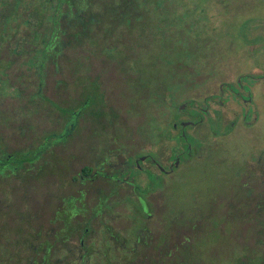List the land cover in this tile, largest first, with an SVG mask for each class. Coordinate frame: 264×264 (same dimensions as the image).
<instances>
[{
  "label": "rangeland",
  "instance_id": "obj_1",
  "mask_svg": "<svg viewBox=\"0 0 264 264\" xmlns=\"http://www.w3.org/2000/svg\"><path fill=\"white\" fill-rule=\"evenodd\" d=\"M98 1L104 3V0ZM180 1H190L189 4L191 2L200 3L206 13L203 12L202 18L204 19L200 22L194 18L196 16L194 9H191L188 15V12H185V7L179 8L182 17H179L175 22L172 34L171 53H174L172 112L168 113L167 106H163L161 98L146 100V96H154L150 93L151 86L146 78H141L143 88L138 91L141 96L138 102L133 103L135 100L133 96L128 94L125 87L119 86V83L116 84V87L107 89L111 99L109 105L116 111H122L121 120L116 122L112 128L109 124L107 129L130 132L131 134L124 137L123 140L127 144L130 143L129 146L133 148L138 147L137 140L140 138L142 144L149 145V132L156 129L158 133L159 130L166 129V127L171 131V136H175L174 139L171 141L162 139L156 144L159 146L176 144V136L182 129L180 120L187 118V115L178 109L187 99L183 94L184 90L196 94L200 91L199 98L203 99L205 95L213 92L204 89L205 86H202L204 83L213 82L217 85L221 81L237 82L240 75L254 69L252 67L261 66V55L258 58L257 53H264V0ZM7 2V0H0V10L6 8L4 5ZM19 12L21 18L17 19L13 26L20 25L21 28L18 29V32L16 31L15 35L29 33V29L23 21L27 12L23 6L19 8ZM51 12L50 10L48 13ZM61 22V27L66 28V20ZM199 27L201 30L198 31ZM42 30L44 31V29ZM8 35L9 29L0 28V41H5ZM65 39L67 47L64 53H67V59L63 60H68L70 53H86L85 41L83 44L76 43L75 47H71L69 46L70 39L66 37ZM113 39L116 41L117 38L113 37ZM103 43L107 50L104 52L99 50L96 53L108 54L110 51L118 53V50L112 49L113 45L106 41ZM145 44L146 40L140 41L139 45L135 46L136 53H141L138 49ZM154 48L155 46L151 50ZM1 49L2 54L9 53L8 44ZM34 55L36 60V53H26L24 58ZM24 58H14L15 63L9 69V74L10 82L15 84L30 79V82L25 83L29 87L25 91V98H28L32 92L37 91L38 80L35 67L27 70L21 64ZM102 59L99 57L96 60L94 73L95 70H100L101 66H109L107 63L103 64ZM68 61L65 62V65L69 63ZM10 62L9 57L2 58L0 61L5 64ZM203 66H215L219 72L225 71L226 74H210L199 68ZM45 67L47 72L45 89L48 94H54L57 80L64 77L71 80V71L68 66L64 68V72H56L53 63H49ZM142 71L149 73L147 70ZM6 75L4 70H1L0 80L9 81V77ZM106 78L120 80V77L115 74H108ZM130 86L131 83L128 87ZM19 96L20 92L17 88L12 90L9 88L8 97L0 96V113L8 115L4 117V120L0 118V132L4 134V138H1L0 142L8 145L10 150H17L28 145L33 140L32 135L39 136L43 129L57 126V119L54 118L56 114L52 112V115H48L44 104L39 103L40 99L31 101L29 105H26L27 103L23 105L26 99L23 103V98H19ZM196 103L200 107H207L209 104L204 101ZM243 106L242 103L231 101L225 107L228 117L226 121H223V125H227V128L231 130L225 134L220 129V125L215 123L213 116L214 108L218 105L210 103L209 113L203 114L205 115L204 121L196 127H187V131L204 140L207 139L206 144L210 142L211 151L192 165L182 166L179 171L177 169L169 189L171 191L157 190L150 197L154 205L152 209L161 212L160 217L165 215V220L173 221L172 235L175 245L173 247V264H264V207L260 208V212L257 210V205H264V179L260 177L253 183L252 181L246 182L245 179L248 163L254 162L255 155L253 154H256V147H260L261 141L264 139V116L263 118L261 116L254 126L248 127L241 116ZM239 114L240 117L237 118ZM209 115H212L211 118L214 121L209 120ZM172 121L173 123L178 122V126L167 125ZM233 121H237L236 126H232L231 122ZM100 126V122L94 123V128ZM22 130L28 131L27 135H22L20 132ZM84 130L88 132V129ZM213 130H217V133H212ZM83 140L86 141L84 137ZM84 146L86 147V144ZM258 154L259 152H257ZM17 155L22 154L18 152ZM35 176L36 174L33 172L24 180L19 174L17 177L0 175V264H28V258L34 252L31 254L32 249L24 247L22 244L16 246L14 241L28 236L29 231L36 232L39 225H44V233L50 228L62 226V223L55 219L56 209L63 206V202L57 201V198L60 195L76 192L77 185L71 182L70 175L69 178L63 180L59 175H48L43 178V181L36 179ZM102 186L107 187L106 184L96 185V187ZM129 194L137 199L134 193L130 192ZM246 194L248 197L237 205L239 212L231 213L232 216L225 215L226 206L242 201ZM93 199H90V205L95 204V198L93 197ZM155 200H158L160 204ZM129 208H132L131 203L117 206L114 210H108L111 213L110 216L120 214V217L116 218L115 226H125L127 219L124 218L123 213ZM19 211H31L36 216L32 217L29 224H25L30 226L29 229L26 228L20 233L14 232L9 235V225L14 228L18 225L15 213ZM203 211L212 212L213 215H205L206 218L202 219L201 214H206ZM62 214L68 215L69 212L64 210ZM107 216L109 215L107 214ZM96 221L95 228L98 231L91 236H93L94 242L101 243L100 236H102L103 230L99 228L101 225L98 218ZM153 224L158 227V223ZM25 225L23 224L22 227ZM9 240L11 241L9 242ZM177 244L179 248H176ZM188 245H190L188 249H183ZM79 251L77 249L75 253L77 254ZM184 255L187 257V262L179 263L184 259ZM9 256L16 258L9 262ZM56 256L66 259L62 264H69L68 251L61 250L60 253H56L55 258ZM113 263L117 264V261L113 260ZM85 264H106L102 251L99 250L98 254H93Z\"/></svg>",
  "mask_w": 264,
  "mask_h": 264
},
{
  "label": "flooded vegetation",
  "instance_id": "obj_2",
  "mask_svg": "<svg viewBox=\"0 0 264 264\" xmlns=\"http://www.w3.org/2000/svg\"><path fill=\"white\" fill-rule=\"evenodd\" d=\"M92 4L94 2H89L90 6ZM87 22L92 23L90 17L87 18ZM61 30L62 27L57 28L59 35L54 36L44 53H61ZM92 36L97 38L94 34ZM57 38L59 41H56ZM1 51L2 49H0V61L2 58L9 57V53L2 54ZM25 53L37 52L29 49ZM70 54L72 62L81 57L87 63L84 67L86 80L79 81V73L70 67V82L57 81L54 94L47 93L46 84L43 81L42 84L40 83L37 94L33 93L26 98L24 105L40 99L39 103L44 104L48 115H52V112L56 114L54 118L57 119V126L43 129L39 136L32 135L33 140L17 150H10L8 145L0 142V175L17 177L19 174L25 180L28 175L35 172V178L42 181L48 175H59L61 180L69 178L70 175L71 182L77 185L76 192L60 195L57 198V201L63 202V206L56 209L55 219L62 223V226L50 228L44 233V225H39L36 232L29 231L28 236L15 240L14 244L16 246L22 244L32 249L31 254L33 252L34 254L28 258V264H62L66 259H62L61 256L55 258V255L63 249L71 251L68 258L69 264L77 263L79 260L86 262L93 254H98L99 250L102 251L106 264H114L113 260H116L117 264H173V247L175 246L172 235L173 221L165 220V215L160 217L161 212L152 209L154 205L150 197L157 190L170 189L177 169L179 171L182 166L192 165L211 151L210 142L206 144L207 139L204 140L187 131V127H196L204 121L203 114L209 113L210 103L218 105L214 108L213 116L215 123L220 125V129L225 134L231 131L227 125H223V121H226L228 117L225 107L231 101L244 105L241 116L248 127L254 126L261 116L263 118L264 53H257L258 58L261 55V66L252 67L254 69L240 75L237 82L221 81L217 85L213 82L204 83L202 85L205 86L204 89L213 92L205 95L203 99L199 98L200 91L196 94L184 90L183 94L187 99L178 109L186 114L187 118L180 120L182 129L176 136L175 145L156 144L162 139L168 141L174 139L175 136H171V131L166 127L158 133L156 129L151 130L148 135L150 144H142L140 138L137 140L138 147L135 148L123 140L131 134L130 132L107 129L109 124L112 128L116 122H119L122 116V111H116L109 105L111 99L107 89H112L119 83V86L125 87L128 94L133 96L135 99L133 103L138 102L141 99L138 91L143 88L141 78H146L151 86L150 93L154 95L146 96V100L161 98L163 106L166 105L168 113H171L174 53H171V50H168V53H125L123 48L119 51L117 59L114 58L115 53L101 56L102 63H107L109 66H101L100 70H95V73L93 70L97 58L94 53L90 54L86 51V53ZM49 61L45 59L43 66L39 68L44 70L45 63ZM199 68L210 74H226L225 71L219 72L215 66ZM1 70H4L9 77V64L0 63ZM142 70H147L149 73ZM108 74L118 75L120 80L108 79L106 78ZM42 78L44 79V76ZM133 80L134 82L131 83ZM130 83L131 86L128 87ZM9 88H13V82L0 80V96L8 97ZM66 91L68 93H65ZM200 101L209 104L207 107H200L196 103ZM5 116L8 115L0 113V118L3 120ZM211 116H208L209 120L214 121ZM239 117L240 114L237 118ZM96 122H100L101 126L94 128ZM236 122H231L232 126ZM177 123L172 121L167 125L177 127ZM84 129H88V132ZM20 132L24 136L28 133L26 130ZM212 133L216 134L217 130H213ZM1 138H4V134L0 132ZM260 145L256 147V154H253L254 162L248 163L246 182L253 183L260 177L264 179V139ZM18 152L22 155H17ZM257 152H259L258 155ZM98 184H106L107 187H96ZM130 192L134 193L137 199H134ZM168 196L170 197L169 194ZM93 197L95 204L90 205V199L94 200ZM247 197L246 194L242 201L228 204L225 215L232 216L231 213H238V203L243 202ZM162 200L164 201V198ZM155 202L159 201L155 200ZM127 203H131L132 208L123 213L124 218L127 219L125 226H115L116 218L120 217V214L110 216L111 213L108 210L125 206ZM261 207L263 208L264 205H257L259 212ZM64 210L69 214H62ZM203 212L206 214H201L202 219L206 218L205 215H213L212 212ZM215 213H217L216 210ZM15 216L18 225L15 228L9 225V235L29 229L30 226L25 224H29L32 217L36 215L31 211H19L15 213ZM96 218L101 225L99 228L103 230L100 236L101 243L94 242L91 236L98 231L95 228ZM153 223H158V227ZM23 224L25 226L22 227ZM176 246L179 248L178 244ZM189 246L183 249H188ZM77 249L80 251L76 254ZM117 252L118 255H116ZM9 257V262L16 258Z\"/></svg>",
  "mask_w": 264,
  "mask_h": 264
},
{
  "label": "trees",
  "instance_id": "obj_3",
  "mask_svg": "<svg viewBox=\"0 0 264 264\" xmlns=\"http://www.w3.org/2000/svg\"><path fill=\"white\" fill-rule=\"evenodd\" d=\"M7 1L8 4L4 5L6 8L0 10V28L9 29V35L5 41H0V49L3 46L5 48L6 44H8L9 59L11 60L9 69L15 63L14 58H24L27 50L32 49L37 52L36 60L34 55L27 56V58L25 57L21 61V64L27 70L34 67L36 69L38 88L36 92H32L31 94H37L40 83L42 84L43 81L45 83L47 72L45 69L41 70L39 68L43 66L45 59L50 60L49 63L54 64L55 71L58 67V71L56 72H64V68L68 66L79 73V81L83 82L86 80L84 67L87 63L81 57L72 62L70 54L68 56L69 61L63 60L67 59V53H64L67 47L65 37L70 39L68 40L70 41L69 46L71 47H75L76 43L83 44V41H85L86 51L90 54L94 53L97 59L107 55L106 53H96L99 50L103 52L107 50V48L105 49L104 41L113 45L111 46L114 47L112 48L113 50H118V53L114 55L115 59H117L119 51L123 48L125 53H136L135 46L139 45V42L143 40H146V44L138 49L141 53H168V50L172 51L173 48V39L170 33L173 34L175 22L179 17H182L179 8L185 7V12H188V15L191 9H194L196 13L194 18L200 22L204 19L202 18L203 12L206 13L202 4L193 2L189 4L190 1L182 2L180 0H104V3L98 0ZM89 2H94V4L90 6ZM21 6L27 12V16L23 17V21L29 29V33L18 34V36L15 34L16 31L18 32V29L20 30L21 26L16 25L15 27L13 23L21 18L19 12ZM50 10L52 12L48 13ZM58 12L59 14H57ZM89 17L92 21L91 24L87 22V18ZM64 19L67 23L66 28L62 27L60 31L62 36L60 42L61 53H44V50L49 48V42L53 41L54 36L58 34L57 28H61V21ZM199 29L200 27L198 31ZM92 34L96 35L97 38L92 36ZM121 35L122 38L120 37ZM113 37L117 38L116 41ZM56 41H59L58 38ZM153 46L155 48L151 50ZM163 60L165 61V57ZM66 61L69 62L67 65H65ZM49 63L46 62L44 66H47ZM130 63L132 64V61ZM42 76H44V79ZM10 80L11 76L9 74V82ZM57 81L70 82L65 77ZM28 82H30V79H26V82L23 80L17 84L13 83L12 89L17 88L19 90V98H23V103L24 99H26L25 91L29 89L25 83ZM133 82L134 80L131 81V83ZM63 250L67 251L65 249ZM186 258L185 256L184 260L179 263L187 262ZM74 264H85V262H80L79 260Z\"/></svg>",
  "mask_w": 264,
  "mask_h": 264
}]
</instances>
